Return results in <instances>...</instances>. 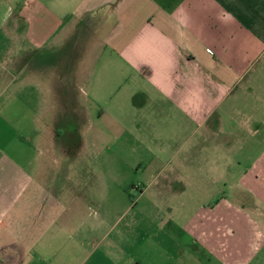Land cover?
I'll return each mask as SVG.
<instances>
[{
    "label": "crops",
    "instance_id": "crops-1",
    "mask_svg": "<svg viewBox=\"0 0 264 264\" xmlns=\"http://www.w3.org/2000/svg\"><path fill=\"white\" fill-rule=\"evenodd\" d=\"M199 144L225 148V185L264 218V0H0V264H229L196 214L171 218L195 209ZM86 151L95 194L135 175L157 203L66 184L53 165ZM221 207L206 222L244 230Z\"/></svg>",
    "mask_w": 264,
    "mask_h": 264
},
{
    "label": "rangeland",
    "instance_id": "rangeland-1",
    "mask_svg": "<svg viewBox=\"0 0 264 264\" xmlns=\"http://www.w3.org/2000/svg\"><path fill=\"white\" fill-rule=\"evenodd\" d=\"M7 104L10 106L13 105L14 99L13 98H5L4 99ZM56 102V101H55ZM71 126L75 129L82 130L86 126L85 118L78 117L77 114H74L73 122ZM206 131V129L199 130V138L201 135ZM25 134V131H22ZM205 144V143H203ZM27 149H30V144L27 145ZM221 150H225L224 147H216L211 145H201L199 144L198 147V159H197V172H198V191L196 194V199L192 201V204L195 205V209L188 211H175L178 214L175 215L174 211L171 212V218L177 220H185L190 217H194L195 214L197 225L199 226L198 231L204 235L214 233L215 236L213 241L211 242L213 249L217 251L219 254L217 256H224L227 259V263L229 264H243L245 260H242V257L237 256L239 245V250L244 246L246 248L250 247V244L253 249L254 255L250 258V260L246 261V264H264V238H258V233H262L264 235V218L263 217H255L254 211L248 204H245V196L242 194L240 197L237 195V184H233V180H230V184L226 182L225 185V154L221 153ZM44 149L38 147L36 150V154L38 155L37 158L39 160V170H45V163H44V156H43ZM90 151H86V160L84 162L78 163L76 160H70L69 162H63L61 165L54 164L53 170H58L62 176H66L63 180L66 184L74 185L79 182L78 185L80 187L83 186L85 188V192L87 194L85 197L88 198H105V201H117L121 202H148V203H157L159 195L157 193V184L149 188L144 195H141L142 189L139 188L140 185V178L133 175L130 176L124 181H128V185L125 188L119 189L114 187H109V193L106 194H95V192L104 191V189H108V187H104V180L96 178L94 172H98L99 166L97 163L94 162L93 158H90L88 154ZM32 155H34V151H32ZM43 160V161H42ZM124 165L120 164L119 170L121 171ZM84 173V177H77L76 173ZM206 174V175H205ZM211 174V175H210ZM129 176V175H128ZM62 181V179H59ZM121 180V179H119ZM160 180L156 179V183ZM131 184L137 185V187H131ZM110 185V184H107ZM113 185V184H112ZM114 186V185H113ZM249 196V197H248ZM252 202V195H246V203ZM219 206L225 207L232 215L235 212L240 210V212L245 213L247 216L244 220V230L240 226H237V223H233L230 221L229 217L225 215V221L222 222L220 217L218 221H211V218L208 219V223L206 219L208 218L209 212L211 209ZM220 208L221 209L223 208ZM225 210V213L227 211ZM218 210V212H220ZM115 214L112 217L116 216V213L123 214L124 211H113ZM163 211L159 212L162 213ZM167 212V211H166ZM214 212V211H213ZM133 215L138 213V209H134L132 212ZM148 217H157L158 214L157 210H148L145 212ZM216 215V214H215ZM214 215V216H215ZM252 215V216H251ZM169 216V215H167ZM126 217V218H125ZM131 216H124V219L130 218ZM250 217V218H249ZM248 235L249 239L251 240H242ZM217 236V238H216ZM225 236V237H222ZM209 241V240H208ZM250 241V242H249ZM260 243L259 249H254V247L258 246ZM199 247L201 243L199 242ZM201 249V248H199ZM260 250V251H259ZM259 251V252H258ZM216 256V255H215ZM216 258V257H215ZM237 260L233 263L230 261ZM221 261V259H218ZM213 264H219L216 259H213Z\"/></svg>",
    "mask_w": 264,
    "mask_h": 264
}]
</instances>
